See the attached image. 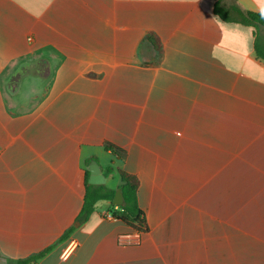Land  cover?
<instances>
[{"label": "crops", "instance_id": "1", "mask_svg": "<svg viewBox=\"0 0 264 264\" xmlns=\"http://www.w3.org/2000/svg\"><path fill=\"white\" fill-rule=\"evenodd\" d=\"M217 1L0 0V264H264V27ZM93 161L132 244L115 196L79 220Z\"/></svg>", "mask_w": 264, "mask_h": 264}, {"label": "trees", "instance_id": "2", "mask_svg": "<svg viewBox=\"0 0 264 264\" xmlns=\"http://www.w3.org/2000/svg\"><path fill=\"white\" fill-rule=\"evenodd\" d=\"M237 2L238 0H231L230 6L225 7L223 0H218L214 9L216 16L227 23H238L255 29L264 27V14L244 11L239 7ZM106 149L111 150L118 157L124 154L121 149L110 144H106ZM112 171V168L108 169V172ZM119 174L122 179L121 189L124 196V205L118 208L112 207L110 213L114 218L126 223L132 229L146 233L148 225L138 198L139 179L136 175L126 171L119 170ZM114 196L115 192L109 190L105 185L96 186L87 182L84 207L79 217L80 222H84L89 218L95 211L98 202L112 201ZM68 235L69 232L64 238ZM51 250L52 248H48L40 253L21 259L16 264H39L40 260Z\"/></svg>", "mask_w": 264, "mask_h": 264}, {"label": "water", "instance_id": "3", "mask_svg": "<svg viewBox=\"0 0 264 264\" xmlns=\"http://www.w3.org/2000/svg\"><path fill=\"white\" fill-rule=\"evenodd\" d=\"M90 177L88 179V183L91 185H105L107 180L103 175L100 165L93 161L91 166L89 167ZM115 206L122 207L124 205V196L122 191H118L115 200L113 203Z\"/></svg>", "mask_w": 264, "mask_h": 264}, {"label": "built area", "instance_id": "4", "mask_svg": "<svg viewBox=\"0 0 264 264\" xmlns=\"http://www.w3.org/2000/svg\"><path fill=\"white\" fill-rule=\"evenodd\" d=\"M105 218L106 219H116V218H114V216L111 214V213H107L106 215H105ZM143 234V232H141V231H137L134 235H121L120 237H119V242L121 243V244H132L133 243V240L135 239V240H138V239H140V236ZM77 246H78V243H77V241H75V240H71L69 243H68V245H67V247L64 249V251L62 252V257L64 258V259H67L69 256H70V254L72 253V251L75 249V248H77Z\"/></svg>", "mask_w": 264, "mask_h": 264}]
</instances>
